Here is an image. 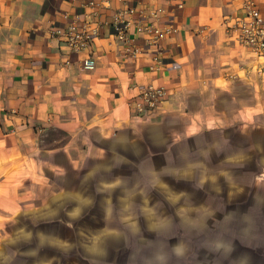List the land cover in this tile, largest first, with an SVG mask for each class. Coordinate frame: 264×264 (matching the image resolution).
I'll use <instances>...</instances> for the list:
<instances>
[{"label":"crops","instance_id":"0c3cea01","mask_svg":"<svg viewBox=\"0 0 264 264\" xmlns=\"http://www.w3.org/2000/svg\"><path fill=\"white\" fill-rule=\"evenodd\" d=\"M246 1L0 0V242L10 219L49 200H69L72 225L102 230L104 245L116 230L143 227L151 207L134 197L166 188L167 178L192 209L206 208L208 193L249 191L237 182L264 170V59L228 27ZM120 11L134 20L128 44L116 35ZM146 23L172 31L157 46L138 31ZM69 25L98 33L76 53L52 36ZM87 57L93 68L83 67ZM149 85L167 95L137 114L130 101ZM99 199L96 229L88 208ZM159 255L144 260L162 264Z\"/></svg>","mask_w":264,"mask_h":264},{"label":"rangeland","instance_id":"374dc122","mask_svg":"<svg viewBox=\"0 0 264 264\" xmlns=\"http://www.w3.org/2000/svg\"><path fill=\"white\" fill-rule=\"evenodd\" d=\"M254 174L249 184L243 182L248 180L244 175L238 178L237 183L250 186L246 193L228 190V197L218 200L208 193L206 208L199 209H192L191 200L182 201L181 194L175 191L180 190V184L167 178L170 185L166 188L134 197L151 207L142 214L143 227L116 230L121 236H106L104 245L102 230L83 229L102 225L100 213L97 214L103 209L100 199L88 208L97 216L92 217V225L80 226L83 231L76 230L79 226L70 222L68 213L73 205L69 200H49L41 208L32 204L8 221L0 250H14L11 264H155L156 260L145 261L144 256L163 253L165 260H157L162 264H239L243 257L248 261L257 257L258 264H264V187L254 182L264 179V170L258 169ZM190 196L196 200L200 194ZM183 204L188 208H182ZM41 233L52 240L41 243ZM126 239L128 243L123 244ZM221 243L230 245V250H217ZM177 244H182L180 255L173 251ZM100 257V262L94 261Z\"/></svg>","mask_w":264,"mask_h":264},{"label":"built area","instance_id":"2783aa9c","mask_svg":"<svg viewBox=\"0 0 264 264\" xmlns=\"http://www.w3.org/2000/svg\"><path fill=\"white\" fill-rule=\"evenodd\" d=\"M179 7H183V3L179 4ZM245 16L234 17L231 19L228 27L230 30L236 33V37L241 45L250 48L257 56L264 59V15L262 14L259 4L255 0H247L244 4ZM127 12L134 13V9H128ZM125 12H117L114 15V23L117 28V34L119 39L128 44L130 41V30L134 23L132 18H124ZM138 31L147 32L152 34V41L158 46L159 42L165 38L171 31L172 27L158 26L153 23H146L144 25L137 26ZM98 33V29L82 27L78 31L73 25H69L65 29H54L52 36L57 39H64L68 47L78 53L88 48L93 41L95 35ZM158 51H161L159 47H156ZM135 52H138L134 49ZM156 64H162L160 55H156L154 58ZM95 61L92 58L83 59L84 68H93ZM260 72L264 71L263 66L259 68ZM167 95L166 87H156L153 85L146 86L142 91L131 99L133 110L137 114L145 113L149 110H155L163 103Z\"/></svg>","mask_w":264,"mask_h":264},{"label":"clouds","instance_id":"9594fccd","mask_svg":"<svg viewBox=\"0 0 264 264\" xmlns=\"http://www.w3.org/2000/svg\"><path fill=\"white\" fill-rule=\"evenodd\" d=\"M31 236L25 240H28L30 239ZM40 240H41V243H44L45 241H51L52 238L51 237H47L45 236L44 234H40ZM182 247V244H177L173 251L177 254V255H180L179 253V249ZM220 248H223L225 251H228L230 250V245L226 244V243H221L219 245H217V250H219ZM30 251H34V250H30ZM86 251H89V249L86 247ZM161 257H164L163 260H165L166 258V254L163 253V255H159L156 257L157 260H160V261H163L161 259ZM6 258V259H5ZM14 258V250H12L10 247L7 248V249H3V250H0V264H11V261L12 259Z\"/></svg>","mask_w":264,"mask_h":264}]
</instances>
